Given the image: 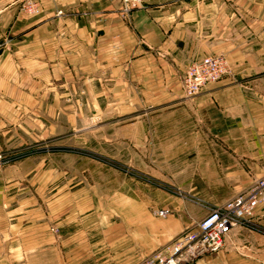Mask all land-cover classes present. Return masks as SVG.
<instances>
[{"label":"crops","instance_id":"obj_1","mask_svg":"<svg viewBox=\"0 0 264 264\" xmlns=\"http://www.w3.org/2000/svg\"><path fill=\"white\" fill-rule=\"evenodd\" d=\"M40 2L27 17L20 0H0V264H136L195 225L176 191L216 205L264 174L263 1L156 0L128 12L120 0ZM214 54L233 74L186 96V66ZM67 111L117 117L95 124L106 128L99 154L136 174L123 168L118 184L108 167L102 184L98 168L86 180L90 169L19 160V129L34 139ZM137 173L169 189L148 192ZM263 238L231 227L222 248L189 264H264Z\"/></svg>","mask_w":264,"mask_h":264},{"label":"built area","instance_id":"obj_2","mask_svg":"<svg viewBox=\"0 0 264 264\" xmlns=\"http://www.w3.org/2000/svg\"><path fill=\"white\" fill-rule=\"evenodd\" d=\"M120 1L123 10L128 12L147 1L156 0ZM40 6V0H20V10L28 16L39 13ZM232 74V66L225 55H206L186 66L182 89L191 97L207 84ZM205 208L206 213L192 228L183 230L171 243L136 264H187L204 254L217 252L223 246L224 234L229 228L251 227L264 216V174L224 202ZM170 213L169 208L156 211L160 217Z\"/></svg>","mask_w":264,"mask_h":264},{"label":"rangeland","instance_id":"obj_3","mask_svg":"<svg viewBox=\"0 0 264 264\" xmlns=\"http://www.w3.org/2000/svg\"><path fill=\"white\" fill-rule=\"evenodd\" d=\"M264 2V0H261ZM263 7V6H262ZM19 12L24 14L20 10L19 4ZM45 114V113H44ZM96 113L84 111L82 113H74V112H61L56 114L57 121L60 122L61 126L55 127V129H51L50 132H47L46 129L38 131L35 129L34 139L33 136L25 135L24 129L20 128L21 139L26 140L25 142L20 141L18 149L16 150L18 159L26 158V157H45L48 159L49 166L52 168H74V169H90L93 175H85L82 176V179L91 180L94 179V169L98 168V175L102 184L107 178H110V172H107L106 168L113 167L115 168L116 174L113 176L115 178V182L121 184L123 181V171L122 169H128L131 174H136L135 171L130 169L129 164L122 160L117 159H107L105 156H102V151H106V144L101 143L100 133L105 131L104 128H98L99 132H96L94 127L97 125L98 121H106L110 119H117V117L110 116L108 114H104L102 118H98ZM58 115V117H57ZM81 117H78V116ZM77 119L78 123L83 124V126L72 127L71 119ZM31 120V119H30ZM26 124V123H25ZM99 141V142H98ZM2 153V151H0ZM105 155V154H104ZM120 172H119V170ZM86 173V172H85ZM117 173H120L119 175ZM137 180L143 185H146L147 191H154V189H162L166 191L169 189L168 183L164 180L155 179L154 176L150 174H140L137 173ZM134 176V175H133ZM57 178V177H55ZM168 179V177H164ZM104 180V181H103ZM177 194L180 195L183 200L188 201L189 203L194 205L195 215L197 216L196 222L206 213L205 206L207 205L206 200L203 198L202 194L204 193H192V192H181L176 191ZM207 194V193H206ZM253 226V230L256 231L258 235L264 237V223L256 222ZM251 226V227H252ZM248 227V228H251ZM260 238V237H259ZM264 239V238H263ZM224 246V242H223ZM222 246V247H223ZM221 247V248H222ZM209 254V253H208ZM207 254H204L197 259L191 261L190 263L195 262L196 260L203 258ZM189 264V263H187Z\"/></svg>","mask_w":264,"mask_h":264}]
</instances>
